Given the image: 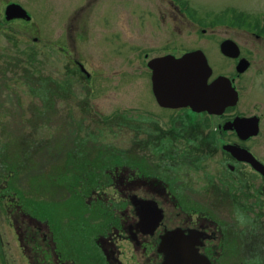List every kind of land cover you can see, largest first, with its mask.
<instances>
[{"label": "rangeland", "instance_id": "374dc122", "mask_svg": "<svg viewBox=\"0 0 264 264\" xmlns=\"http://www.w3.org/2000/svg\"><path fill=\"white\" fill-rule=\"evenodd\" d=\"M12 1L21 3L32 12L37 20V30L25 33L26 30H22L19 23L5 26L11 38L18 42L16 48L8 43L4 34L0 35V264L29 263L19 247L18 237L13 230L14 221L5 212L6 209L17 208V201L23 203L27 200L31 202L27 204L32 207V212L36 210L39 218H44L48 210L51 220L57 222L60 217L58 204L64 203L68 210L74 206L71 201L73 198L57 201L58 194L65 192V198L67 193H71V188L67 191L66 188L62 191L56 188L61 174L73 172L74 168L68 165L69 158L76 160L74 162L93 163L97 160L100 163L97 157L100 152L103 161H110V154L116 152L119 153L117 159L122 162L125 152L128 156L126 163L132 166L138 163L142 165L138 158L141 153L154 152L141 146V141L146 140L148 134L138 131L141 127L136 121L142 112L155 115L159 110L153 96L147 62L152 57L162 55L163 47L167 44L174 47L178 56L195 48L206 51L216 77L217 74L235 73L233 64L225 61L220 54L217 38L220 42L237 40L243 49L242 60L250 62V66L237 79L241 99L236 111L246 117L255 112L262 116L264 114V47L247 35L229 33L220 28L214 35L209 32L205 39H197L183 26L189 19L179 13L170 14L168 7L159 0H101L81 13L79 30L72 21H63L62 24L56 17L64 13L63 4L74 6L75 0ZM182 1L191 7L192 12L189 11L194 19L201 20L205 25L215 24L220 14L231 9L258 16L264 21V0ZM157 24L160 25L159 30ZM67 34L68 38L70 35L75 39L79 35L87 40L77 41L76 47L67 50L72 53L71 59L82 61L95 77L90 83L83 77L82 80L79 78L80 81L76 79L73 95H69L66 102L61 97L60 102L58 100L54 105H46L34 97L29 88L31 83L22 78L23 74L25 77L31 75L30 70L25 68L24 71H18L14 68L17 59L24 62L25 56L21 54L31 48L39 55L35 61L41 69L37 76L60 81L73 67L66 68L68 62L59 48H47L45 44L55 43ZM34 37H41V42H33ZM213 38L216 40L213 41ZM147 53L150 56L145 60L143 57ZM6 54L11 55L6 57ZM46 86L54 90L51 81ZM60 92L65 95V89L61 88ZM214 118L209 117V124H212L210 129L217 126ZM190 135L196 140L201 137L199 134ZM187 146V143L180 144L182 150L187 149ZM254 146L255 151L264 158V139ZM179 150L178 146L173 151V157H167L168 161L178 164L190 157ZM13 152L21 154L23 173H20L23 171L20 169L9 172L1 168L5 158L7 161L15 158ZM70 153H73L71 157ZM145 156L146 167H159V162L167 161ZM116 157L112 155V159ZM222 159L219 150L216 155H206L204 172L188 169L192 183L196 187L205 185V175L215 174V169L219 171L224 163ZM164 168L162 166L160 169ZM106 192L114 194L111 189H106ZM47 195L53 202L48 205L43 202ZM220 215L230 222L233 220L235 224L238 223L233 211L226 209ZM39 246L41 248V244ZM40 248L35 250L42 256ZM243 256L235 257V264H243L244 258L247 264H252L248 256ZM41 258L39 263L42 262ZM230 261V257H220V264Z\"/></svg>", "mask_w": 264, "mask_h": 264}, {"label": "flooded vegetation", "instance_id": "af4514ba", "mask_svg": "<svg viewBox=\"0 0 264 264\" xmlns=\"http://www.w3.org/2000/svg\"><path fill=\"white\" fill-rule=\"evenodd\" d=\"M75 1L74 6L63 4L64 13L56 17L62 24L63 21H72L79 30L81 13L101 0ZM159 1L168 7L170 14L179 13L188 18L189 22L183 26L197 39H205L209 32L214 35L221 28L229 33L247 35L264 47V24L205 25L186 16L177 5V0ZM13 3L21 5L31 20H7V7ZM34 18L32 12L21 3L0 0V35L4 34L12 46L18 42L11 38L4 27L19 23L18 26L28 33L37 30V20ZM157 27L159 30L160 25L157 24ZM69 37L67 34L55 43H46L45 47L59 48L68 62L66 68L73 67L70 73L66 72L68 76L83 77L90 83L95 76L82 61L71 59L72 53L67 50L76 47L77 41L87 40L79 35L75 39ZM40 38L34 37L33 42H41ZM227 40L239 47L238 58L224 56L221 45L225 40L220 42L217 38L216 41L225 61L233 64L234 74H217L214 77L215 70L206 51L201 48L186 50L178 56L174 47L167 44L163 47L162 55L149 61L171 55L181 58L187 52L201 50L213 71L209 83L220 76L227 77L241 99L237 79L242 75L238 69L244 53L237 40ZM149 56L147 53L143 59ZM148 70L152 76V71ZM154 99L159 107L158 112L155 115L142 112L136 121L141 127L138 131L148 134L147 139L141 141V146L154 151L139 155L142 165H128L125 152L122 162L120 160L113 168L108 166V161H105V167H99L95 161L75 162L76 167L69 175L75 176L73 179L76 183L69 187L64 181L71 178L59 177L57 180L56 188L60 191L71 188V193H67L65 198V192L58 194L57 201L73 198L71 201L74 203L70 210L64 207V203L58 204L60 217L57 222L51 220L48 210L44 218H39L36 210L32 212L27 200L23 203L17 201V208H5V212L11 215L9 218L14 221L13 230L28 264H167L165 251L170 255L169 264H220V257H230V262L235 264V257L242 255L248 256L252 264H264V158L254 149V144L264 139V114L262 116L255 112L249 117L242 116L236 111L239 102L220 116H210L207 112L195 113L189 107H162L155 96ZM209 117H216L217 126L214 129H210L212 124H209ZM238 117H258V135L243 139L235 128L223 129L226 123H233ZM191 133L199 134L200 139L196 140ZM181 143H187V149L182 150ZM178 146L179 151L190 157L178 164L171 163L167 157H173V151ZM225 146H234L250 153L256 160L255 165L247 161L246 154L235 155L225 150ZM219 150L224 162L221 169H215V174L205 175L206 184L196 187L187 170L193 168L204 172L206 155H216ZM98 155L102 158L101 152ZM145 155L167 161L157 162L159 167H146ZM162 166L165 167L163 170L160 169ZM106 189L113 190L114 194L107 193ZM48 198L49 195L43 200L46 205L53 203ZM226 209L235 213L237 224L221 217L220 212ZM35 248H40L42 256ZM247 262L244 258L243 264Z\"/></svg>", "mask_w": 264, "mask_h": 264}, {"label": "water", "instance_id": "95a60500", "mask_svg": "<svg viewBox=\"0 0 264 264\" xmlns=\"http://www.w3.org/2000/svg\"><path fill=\"white\" fill-rule=\"evenodd\" d=\"M6 19L31 20L30 15L18 4H10L6 10ZM222 53L231 58L240 55L239 48L232 41H225L221 47ZM249 63L242 60L238 71L243 73ZM152 70V87L158 104L166 108H187L195 113L207 112L209 115L220 116L229 107H235L239 94L233 87L231 80L220 76L209 83L212 68L202 51L186 53L181 58L166 56L153 59L148 63ZM85 71V69L83 68ZM259 119L237 118L233 123H227L224 130L235 128L238 134L246 139L258 135ZM225 150L235 155L246 154L247 161L255 165L256 160L250 153L237 147L225 146ZM166 252L167 264L170 255Z\"/></svg>", "mask_w": 264, "mask_h": 264}, {"label": "trees", "instance_id": "16d2710c", "mask_svg": "<svg viewBox=\"0 0 264 264\" xmlns=\"http://www.w3.org/2000/svg\"><path fill=\"white\" fill-rule=\"evenodd\" d=\"M216 22L220 24H231V25L241 24L243 25V24H261L263 21L258 16L254 17L244 12L239 13L236 11V9H231V10H227L223 12L222 14H220V18L218 17L215 23ZM13 47L15 48L18 47V43L15 42V45ZM10 55L11 54H6V57H9ZM21 55L25 56L24 57L25 60L24 62H22V60L17 59V64L14 69L18 71L20 70L24 71L25 68H27L30 70L31 75L25 77V75L23 74L22 78L31 83L29 84L30 85L29 88L31 89V92L34 95V97H37L41 103L46 104V105L47 104L54 105L56 104L58 100H59L58 102H60L61 97H63V102H66L68 96L73 95L74 88H75L74 83L76 82L75 80L78 79L75 75L65 76L60 81L58 79L55 80V78H50V77L42 78V76H37L41 69L40 67L36 66V62H35L37 61L36 59H38L39 55L37 53H34L31 48H27ZM49 81L53 83L54 90L51 89L52 87L47 88L48 86H46V84ZM61 88L65 89V95H63L60 92ZM90 93L91 92L89 91L88 95H90ZM13 153H14L13 156L15 158L13 160H8V161H7V158H5V160L2 161L1 168L9 172H12V171L17 172L19 171L18 169H20V170H23V171H20V173H23L25 170L22 169L21 167V160H20L21 154H19L18 152H13ZM112 155L117 156L116 159H112ZM118 155L119 153H116V152H113V154H110V158H109L110 161H108L109 167L113 168L115 165H117V163L120 161L119 159H117L119 158ZM4 157H5V154H4ZM97 157H99V155ZM101 159L102 158H100V163L96 162L97 160L95 161V163L99 164L98 165L99 167L105 166V161ZM114 160L116 161L114 162ZM74 161L75 160L73 158H69L68 165L72 166L73 168L76 167ZM101 164L102 166H100ZM59 177L60 178L61 177L71 178V179L64 181V183L68 185L69 187L76 183L73 179L75 178V176L68 175L67 173L61 174ZM89 182L92 183V181H89Z\"/></svg>", "mask_w": 264, "mask_h": 264}]
</instances>
